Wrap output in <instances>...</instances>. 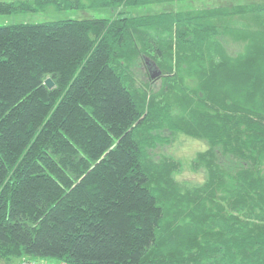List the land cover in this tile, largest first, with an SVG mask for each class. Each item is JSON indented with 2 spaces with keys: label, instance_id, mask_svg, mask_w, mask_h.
Returning a JSON list of instances; mask_svg holds the SVG:
<instances>
[{
  "label": "trees",
  "instance_id": "trees-1",
  "mask_svg": "<svg viewBox=\"0 0 264 264\" xmlns=\"http://www.w3.org/2000/svg\"><path fill=\"white\" fill-rule=\"evenodd\" d=\"M191 1L0 0V264H264V1Z\"/></svg>",
  "mask_w": 264,
  "mask_h": 264
},
{
  "label": "rangeland",
  "instance_id": "rangeland-1",
  "mask_svg": "<svg viewBox=\"0 0 264 264\" xmlns=\"http://www.w3.org/2000/svg\"><path fill=\"white\" fill-rule=\"evenodd\" d=\"M223 3L227 5H231L232 3H236V1L248 2L250 0H222ZM234 1V2H233ZM252 1V0H251ZM264 1V0H257ZM220 3L219 0H193L188 2L185 6H207ZM180 7V6H177ZM70 13L76 14V12L71 11ZM77 13H84L83 11H79ZM58 13L53 8L49 7L46 11H38V12H24L18 15L14 14H0V23L8 22L13 20L14 17H25L30 19H42L47 16H57ZM139 68V69H138ZM146 65L143 62H140L139 65H136V72L138 81L141 84H144L148 79V75L145 72ZM151 69L150 74H154L158 69L154 67H149ZM144 70V72H142ZM148 71V70H147ZM155 75V74H154ZM160 83V80L157 79L155 81L157 87ZM207 141L203 138H198L191 136L189 134H185L182 132L178 133H170V140L163 144H160L156 151L154 152V157L161 158L162 156L173 157L180 161L181 169L180 171H176L177 179L186 186H191L193 184L202 183L204 178L206 177V169L205 168H196L193 166V160L195 159L198 151L207 147ZM21 259L11 260L7 262H3V264H15V262Z\"/></svg>",
  "mask_w": 264,
  "mask_h": 264
},
{
  "label": "built area",
  "instance_id": "built-area-1",
  "mask_svg": "<svg viewBox=\"0 0 264 264\" xmlns=\"http://www.w3.org/2000/svg\"><path fill=\"white\" fill-rule=\"evenodd\" d=\"M18 264H65L62 261L45 262L37 258H23Z\"/></svg>",
  "mask_w": 264,
  "mask_h": 264
},
{
  "label": "water",
  "instance_id": "water-1",
  "mask_svg": "<svg viewBox=\"0 0 264 264\" xmlns=\"http://www.w3.org/2000/svg\"><path fill=\"white\" fill-rule=\"evenodd\" d=\"M157 72H159V71L157 70L154 74H156ZM154 74H153V75H154ZM45 82H46V84H47L49 87L53 86V84H54V81L52 80L51 77H47V78L45 79Z\"/></svg>",
  "mask_w": 264,
  "mask_h": 264
}]
</instances>
